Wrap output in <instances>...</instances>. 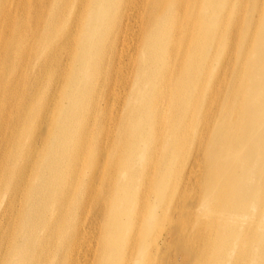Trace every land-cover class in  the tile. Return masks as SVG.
Masks as SVG:
<instances>
[{
  "label": "bare ground",
  "instance_id": "bare-ground-1",
  "mask_svg": "<svg viewBox=\"0 0 264 264\" xmlns=\"http://www.w3.org/2000/svg\"><path fill=\"white\" fill-rule=\"evenodd\" d=\"M247 3L0 0V264H264Z\"/></svg>",
  "mask_w": 264,
  "mask_h": 264
},
{
  "label": "rangeland",
  "instance_id": "rangeland-1",
  "mask_svg": "<svg viewBox=\"0 0 264 264\" xmlns=\"http://www.w3.org/2000/svg\"><path fill=\"white\" fill-rule=\"evenodd\" d=\"M257 1H258V3H257ZM248 0V3H247V5H246V11H248V10H250L251 8L253 9L255 6H256V3H257V6H258V8H262V15H263V13H264V0ZM241 34H243V32L241 31ZM235 43H234V39H230L229 41H228V43H227V45H229V49H227V47H222V49H221V51H220V56H221V63H222V65H223V68L222 69H224L225 68V64H227V62H229V60H230V58H231V55H232V53H233V50H234V47H233V45H234ZM21 61V57L20 56H18V58H17V60H16V62H17V64L19 63ZM234 64H238L239 65V63L237 62V61H235V62H233V64H230L229 65V67H232ZM17 66V65H16ZM21 75H23L24 77H25V73H23V74H21V71H17V72H12V74H11V76L12 77H19V76H21ZM41 79L44 77L42 74L41 75H38ZM19 88H21V85H19L18 86ZM18 92H19V89H18ZM21 93H19L18 95H20ZM20 97V96H19ZM62 105L66 108V107H68V102L67 101H63L62 102ZM14 107L16 108L14 111H13V113H15L17 116H20L21 115V113H22V110H20L19 109V106L18 105H14ZM58 116H61V114L60 113H58V112H56L55 113V115L53 116V119H51V122H53L54 121V119L56 118V117H58ZM1 122H4L3 120L1 121ZM37 124V123H36ZM74 126L75 127H77V128H81L79 125H77L76 123H74ZM99 133V134H101V131H100V128H99V131H98V128L97 127H95V128H93V133ZM37 139L39 138V137H36ZM80 169H84V168H82V167H80ZM163 250V249H162ZM161 254H164V252L163 251H160L159 252V255H161ZM184 259H185V257L183 256V255H180L179 256V258H177V260H179V262H183L184 261Z\"/></svg>",
  "mask_w": 264,
  "mask_h": 264
}]
</instances>
